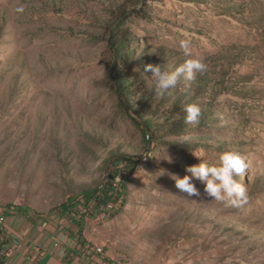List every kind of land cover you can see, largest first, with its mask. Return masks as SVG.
<instances>
[{"label": "rangeland", "instance_id": "374dc122", "mask_svg": "<svg viewBox=\"0 0 264 264\" xmlns=\"http://www.w3.org/2000/svg\"><path fill=\"white\" fill-rule=\"evenodd\" d=\"M122 1L0 0V210L61 216V203L112 171L127 182L118 208L73 207L99 254L116 264H264V0H149L124 22L142 67L172 70L196 55L207 64L163 96L142 71L165 109L202 108L198 124L150 143L112 89L103 22ZM113 149L149 153L128 172L114 168ZM230 150L249 163L236 177L249 192L243 207L213 200L195 178L198 195L177 189L187 166Z\"/></svg>", "mask_w": 264, "mask_h": 264}, {"label": "trees", "instance_id": "16d2710c", "mask_svg": "<svg viewBox=\"0 0 264 264\" xmlns=\"http://www.w3.org/2000/svg\"><path fill=\"white\" fill-rule=\"evenodd\" d=\"M149 0H124L113 9L114 14L111 18L103 22L105 29V40L110 57V77L112 78V89L115 91L118 103L122 111L131 119V121L144 132L146 142L158 141V138L167 133L176 134L180 130H184L186 126L185 107H182L178 101H175L170 109H165L161 99H157L153 95L154 90L146 84V79L143 76L144 66L142 62H136V57H133L131 45L132 37L127 28L124 27V22L130 16H141L146 14V4ZM140 65V66H138ZM151 76L147 73L146 76ZM201 75L202 74H198ZM202 79H197V84L200 85ZM202 89V87H200ZM197 91L199 89H196ZM201 91H205L202 89ZM177 115V116H175ZM162 117L163 120L159 121ZM149 151L145 150L142 154H130L125 151L113 149L110 155L113 166L116 170H120L118 166L128 168V172H132L138 166L140 161ZM117 174L112 171L107 173V176L100 182L96 183L92 188H85L81 191L80 199L69 197L65 202L60 204V210L71 217H76L81 222L87 223V215H77L73 211L80 200L82 206L88 213L100 216H106L109 212L118 208L122 203L119 196L127 188V182L117 180ZM118 186V188L116 187ZM119 199V201H118ZM77 203V204H76ZM77 207V206H76ZM9 209V208H8ZM78 209L82 210L78 205ZM19 210V209H18ZM19 211H22L20 209ZM25 212V211H22ZM36 216H41L39 213H32ZM127 264V261H120Z\"/></svg>", "mask_w": 264, "mask_h": 264}, {"label": "crops", "instance_id": "0c3cea01", "mask_svg": "<svg viewBox=\"0 0 264 264\" xmlns=\"http://www.w3.org/2000/svg\"><path fill=\"white\" fill-rule=\"evenodd\" d=\"M86 225L68 214L0 210V264H116L83 239Z\"/></svg>", "mask_w": 264, "mask_h": 264}, {"label": "clouds", "instance_id": "9594fccd", "mask_svg": "<svg viewBox=\"0 0 264 264\" xmlns=\"http://www.w3.org/2000/svg\"><path fill=\"white\" fill-rule=\"evenodd\" d=\"M23 10V7L17 9L18 12H23ZM179 47L185 56L193 55L190 40H181ZM206 70L207 64L202 55L187 59L172 70L151 63L144 66V72L152 74L156 92L160 96L175 88L181 79L188 82L195 81L197 74H202ZM184 111L186 112V123L198 124L200 122L202 108L198 104H188ZM223 123L225 122L222 121ZM248 168L247 157L238 151L230 150L221 154L218 163H209L204 160L199 164L187 166L185 171L190 175H184L182 178L174 176L173 179H175L177 189L189 196L199 194L193 183V178H195L204 184L205 192L214 198L213 200L232 207H243L249 201V192L236 177L243 176Z\"/></svg>", "mask_w": 264, "mask_h": 264}, {"label": "built area", "instance_id": "2783aa9c", "mask_svg": "<svg viewBox=\"0 0 264 264\" xmlns=\"http://www.w3.org/2000/svg\"><path fill=\"white\" fill-rule=\"evenodd\" d=\"M100 251H101V247L98 246V245H96V246H95V252L99 253Z\"/></svg>", "mask_w": 264, "mask_h": 264}]
</instances>
